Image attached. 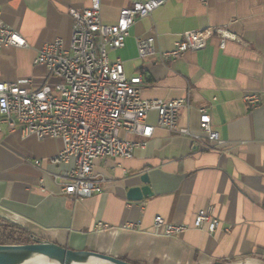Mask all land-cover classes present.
<instances>
[{
  "label": "crops",
  "instance_id": "obj_1",
  "mask_svg": "<svg viewBox=\"0 0 264 264\" xmlns=\"http://www.w3.org/2000/svg\"><path fill=\"white\" fill-rule=\"evenodd\" d=\"M134 0H102V18L114 23L121 8ZM91 0H0L2 19L19 31L28 47L0 49V81L29 80L31 89L47 78L35 64L45 43L72 35L71 9L88 8ZM223 27L240 40L221 45L212 36L201 50L180 57H160L187 30ZM154 37L155 53L139 56L137 40ZM128 76L141 74L144 99L186 96L178 125L204 136L200 111L206 107L212 129L224 141L204 149L189 136L156 126L144 148L132 158L107 157L95 162L94 174L106 178L103 191L82 199L65 195L59 178L72 163L54 164L63 148L60 138L24 136L3 124L0 129V220L74 250H90L137 264H264V0H166L151 16L131 28L125 46L110 51ZM258 92L250 106L244 95ZM135 139H141L138 136ZM40 161L41 164H38ZM151 196L127 197L129 188L145 183ZM210 208L222 225L213 233L197 229V212ZM186 224L175 236L156 230L155 217ZM101 221L106 228L96 229ZM18 231V230H17Z\"/></svg>",
  "mask_w": 264,
  "mask_h": 264
},
{
  "label": "built area",
  "instance_id": "obj_2",
  "mask_svg": "<svg viewBox=\"0 0 264 264\" xmlns=\"http://www.w3.org/2000/svg\"><path fill=\"white\" fill-rule=\"evenodd\" d=\"M165 1L134 0L131 6L121 8L114 23L103 21L102 0H91L83 10L71 9L69 46L57 38L40 47L35 56L34 63L47 69L44 83L31 89L29 80L0 81V129L5 124L11 130L19 129L24 136L60 138L63 148L51 162L72 163L71 168L54 174L60 179L63 193L70 198L82 199L103 191L106 178L94 174L96 161L107 157L132 158L135 149L146 146L156 128L148 121L151 112L157 114V126L189 136L204 149L218 150L224 142L212 129L206 107L199 109L205 138L189 127H179L180 108L191 106L189 93L171 100L144 99L143 76H128L120 58L110 59V51L125 46L133 25L151 16ZM214 35L220 37L222 46L227 40H240L223 27L187 30L173 48L161 51L160 57L177 58L188 50L204 49ZM154 41V37L137 40L141 58L155 53ZM9 46L26 48L28 42L2 19L0 10V49ZM244 101L256 106L261 95L245 94ZM221 225L210 208L200 209L193 222L194 228H206L210 233ZM154 226L166 236H175L188 228L186 224L167 222L161 215L155 217ZM95 227L98 230L107 225L99 221Z\"/></svg>",
  "mask_w": 264,
  "mask_h": 264
},
{
  "label": "water",
  "instance_id": "obj_3",
  "mask_svg": "<svg viewBox=\"0 0 264 264\" xmlns=\"http://www.w3.org/2000/svg\"><path fill=\"white\" fill-rule=\"evenodd\" d=\"M141 180L145 183L144 185L129 188L127 192L129 200L141 201L153 194L149 185L148 174H142ZM33 253L45 255L61 264H72L73 260L80 259L83 256H92L113 264H134L97 251L74 250L35 236L31 237V241L25 243H0V264H19Z\"/></svg>",
  "mask_w": 264,
  "mask_h": 264
},
{
  "label": "trees",
  "instance_id": "obj_4",
  "mask_svg": "<svg viewBox=\"0 0 264 264\" xmlns=\"http://www.w3.org/2000/svg\"><path fill=\"white\" fill-rule=\"evenodd\" d=\"M24 233L25 232L21 231V228L19 226L14 225L9 221L0 220V243H25L31 241V238L24 235ZM216 264H222V263H216Z\"/></svg>",
  "mask_w": 264,
  "mask_h": 264
},
{
  "label": "bare ground",
  "instance_id": "obj_5",
  "mask_svg": "<svg viewBox=\"0 0 264 264\" xmlns=\"http://www.w3.org/2000/svg\"><path fill=\"white\" fill-rule=\"evenodd\" d=\"M19 264H61V263L52 260L45 255L39 253H33L27 259L23 260ZM72 264H113V263L92 256H83L80 259L73 260Z\"/></svg>",
  "mask_w": 264,
  "mask_h": 264
}]
</instances>
